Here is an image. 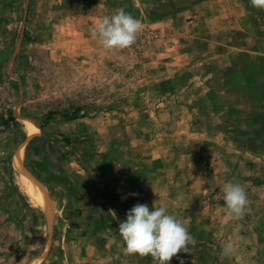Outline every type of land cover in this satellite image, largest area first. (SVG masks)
<instances>
[{
    "label": "rangeland",
    "instance_id": "374dc122",
    "mask_svg": "<svg viewBox=\"0 0 264 264\" xmlns=\"http://www.w3.org/2000/svg\"><path fill=\"white\" fill-rule=\"evenodd\" d=\"M120 9L142 31L105 49L91 29ZM17 155L47 210L22 191ZM227 182L247 193L239 220ZM154 202L193 236L170 264H264V9L0 0V264H155L118 232ZM230 239L240 247L225 256Z\"/></svg>",
    "mask_w": 264,
    "mask_h": 264
},
{
    "label": "clouds",
    "instance_id": "9594fccd",
    "mask_svg": "<svg viewBox=\"0 0 264 264\" xmlns=\"http://www.w3.org/2000/svg\"><path fill=\"white\" fill-rule=\"evenodd\" d=\"M250 2L253 7L264 9V0ZM141 31V21L120 9L93 25L91 35L98 38L105 49H125L135 43ZM222 192L227 216L230 219H241L248 204L244 186L227 182L223 185ZM118 232L127 253L151 255L155 264H170L174 256L181 251L189 252V246H193V236L189 229L181 220L169 214L166 206H157L155 202L151 209L148 204L134 205L126 213V219L119 223ZM239 247L240 241L230 239L223 244L222 254L236 255ZM180 264H183V260Z\"/></svg>",
    "mask_w": 264,
    "mask_h": 264
},
{
    "label": "bare ground",
    "instance_id": "6f19581e",
    "mask_svg": "<svg viewBox=\"0 0 264 264\" xmlns=\"http://www.w3.org/2000/svg\"><path fill=\"white\" fill-rule=\"evenodd\" d=\"M27 130L29 133H35L37 128L32 125H27ZM21 156V153H20ZM17 155L14 159V168L20 174V186L22 191L31 199L35 205H40L43 209L47 210V205L49 204L44 187L33 179L27 170L21 164V157Z\"/></svg>",
    "mask_w": 264,
    "mask_h": 264
},
{
    "label": "trees",
    "instance_id": "16d2710c",
    "mask_svg": "<svg viewBox=\"0 0 264 264\" xmlns=\"http://www.w3.org/2000/svg\"><path fill=\"white\" fill-rule=\"evenodd\" d=\"M13 119H15L14 117H13V115L10 113V115H9V118H6L4 121H5V123H9V122H11Z\"/></svg>",
    "mask_w": 264,
    "mask_h": 264
},
{
    "label": "crops",
    "instance_id": "0c3cea01",
    "mask_svg": "<svg viewBox=\"0 0 264 264\" xmlns=\"http://www.w3.org/2000/svg\"><path fill=\"white\" fill-rule=\"evenodd\" d=\"M201 248H207V246L203 245V246H201Z\"/></svg>",
    "mask_w": 264,
    "mask_h": 264
}]
</instances>
